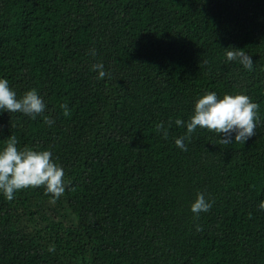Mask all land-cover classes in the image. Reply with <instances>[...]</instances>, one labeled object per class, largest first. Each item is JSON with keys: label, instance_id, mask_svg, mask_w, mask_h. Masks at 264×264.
<instances>
[{"label": "trees", "instance_id": "trees-1", "mask_svg": "<svg viewBox=\"0 0 264 264\" xmlns=\"http://www.w3.org/2000/svg\"><path fill=\"white\" fill-rule=\"evenodd\" d=\"M0 79L54 120L0 113V151L15 135L71 182L55 203L0 193V264H264V0H0ZM208 92L251 97L256 136L198 128L178 148L175 120ZM198 193L214 203L196 219Z\"/></svg>", "mask_w": 264, "mask_h": 264}, {"label": "clouds", "instance_id": "clouds-1", "mask_svg": "<svg viewBox=\"0 0 264 264\" xmlns=\"http://www.w3.org/2000/svg\"><path fill=\"white\" fill-rule=\"evenodd\" d=\"M90 55L95 57V49L90 50ZM226 59L229 62H239L246 70H253L252 56L244 50L229 48L225 50ZM92 71L97 72V79L103 80L108 73L104 70L103 63L92 65ZM63 115H71L68 105L61 104ZM46 105L35 89L29 90L21 98H18L7 79H0V113H21L35 120L43 116V122L52 126L54 120L44 116ZM178 127L186 126L187 132L175 139V144L182 151H187L185 141H190L192 134L197 129H205L214 132L219 143L229 145L230 143L244 144L250 138L256 136V128L260 123L259 105L254 103L247 95H224L218 98L215 92L205 93L197 100L194 114L186 123L181 119L175 120ZM172 121H169L171 127ZM157 132L162 133V138L167 139L168 128L163 123L157 124ZM235 134L234 141L232 139ZM223 137V138H220ZM19 141L15 135H10L5 140V147L0 151V193L8 201L15 199L19 191L43 187L45 195H51L52 203L59 200L69 190L71 182L65 177L62 166L52 159V153L48 150H33L28 147L20 149L17 147ZM75 191L74 188H71ZM214 201H210L203 193H198L191 205L194 218L198 219L201 213L211 210ZM259 210L264 211V201L258 205ZM251 218V214L249 215ZM198 232L203 229L197 226ZM50 252L55 248L50 247Z\"/></svg>", "mask_w": 264, "mask_h": 264}]
</instances>
